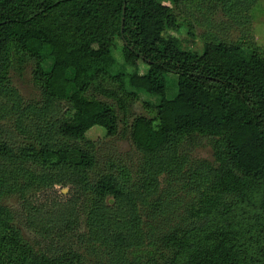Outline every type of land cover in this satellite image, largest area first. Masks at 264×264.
<instances>
[{"label": "trees", "instance_id": "16d2710c", "mask_svg": "<svg viewBox=\"0 0 264 264\" xmlns=\"http://www.w3.org/2000/svg\"><path fill=\"white\" fill-rule=\"evenodd\" d=\"M185 1L0 0V264H84L75 236L100 264H264V47L210 36L185 49L169 34ZM26 67L39 100L13 82ZM129 87L160 98L154 116L129 121ZM96 126L110 140L126 127L137 167L108 157ZM206 139L214 162L192 156ZM57 185L70 189L33 201Z\"/></svg>", "mask_w": 264, "mask_h": 264}, {"label": "rangeland", "instance_id": "374dc122", "mask_svg": "<svg viewBox=\"0 0 264 264\" xmlns=\"http://www.w3.org/2000/svg\"><path fill=\"white\" fill-rule=\"evenodd\" d=\"M178 17L181 23L180 29L170 30L169 34L178 37L185 49L202 53L206 38L210 36L244 44L254 41L256 45L264 47V0H187L179 8ZM115 55L121 69V65L124 63L122 53L120 50H116ZM148 67V64L140 62L142 72L146 71ZM123 68L126 71L132 70L131 66ZM11 76L15 86L26 100L36 101L41 98V89L36 84L30 67H26L23 71L14 70L11 72ZM167 79L168 98H174L178 91V76L169 73ZM128 89L139 95V100L131 103L128 107L130 110L129 121H133L135 115L154 116V108L149 107L147 103L158 104L160 98L131 87ZM87 136L95 140L108 141L110 145L107 148L108 157L116 162L122 161L133 165L134 168L139 164L140 156L129 140V130L126 127H123L121 134L113 140L107 138L106 130L100 126L92 128ZM192 156L194 159L214 162V150L211 142L208 139L199 140V144L193 147ZM166 183L163 184V187L167 186ZM176 185L181 187L182 182H173L172 186ZM69 189L70 187L60 185L44 189L35 194L36 197H33V201L48 205L55 196H63V193L67 194ZM2 203L12 209L16 222L24 228L26 236L32 242L38 247L47 246V240L43 236L29 230L28 223L32 215L29 208L20 202L17 195L5 197L2 199ZM84 230L83 224L79 234H82ZM73 242L74 248L83 256L84 264H100L101 258L90 254L86 242L82 241L79 236L73 237Z\"/></svg>", "mask_w": 264, "mask_h": 264}]
</instances>
